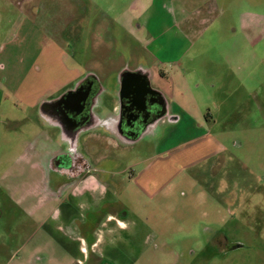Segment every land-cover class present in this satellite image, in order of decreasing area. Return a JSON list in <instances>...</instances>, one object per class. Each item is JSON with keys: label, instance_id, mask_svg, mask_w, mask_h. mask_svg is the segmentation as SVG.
Listing matches in <instances>:
<instances>
[{"label": "rangeland", "instance_id": "374dc122", "mask_svg": "<svg viewBox=\"0 0 264 264\" xmlns=\"http://www.w3.org/2000/svg\"><path fill=\"white\" fill-rule=\"evenodd\" d=\"M21 2L3 8L0 0V161L11 162L22 152L30 137L27 127L41 123L45 101L88 75L95 76L100 88L91 107L95 140L86 141L93 159L114 162L120 170L126 161L141 158L138 152L148 151L158 131L152 134L151 127L138 141L116 139L120 77L124 71L148 70L151 85L157 87V59L162 61L160 72L169 74L175 67L169 62L168 43L174 32L184 33L188 40H179V45L191 52L181 67L193 70L191 83L208 79L220 86L217 123L211 127L225 147L221 171L217 168L223 179L220 197L203 170L198 173L202 184H172L168 196L167 190L149 197L123 189L112 196L109 210L128 225L136 219L140 223L138 228H116L115 239L128 245L111 248L109 254L119 259L122 251L119 264H264V0H142L152 17L134 20L136 11L130 9L136 0ZM153 36L160 38L149 42ZM186 121L188 117L181 120L178 135L167 145L187 139L188 130L195 133ZM6 168L0 167V231L8 234L14 228L11 237L17 247L29 225L19 211L12 214L1 178ZM16 170L10 169L12 174ZM30 175L26 191L33 181ZM201 190L214 201L198 203ZM200 210H208L207 217ZM102 219L97 215V221ZM91 236L94 241L100 234ZM48 241L53 243L48 253L54 256L59 248ZM99 250L89 249V255L97 256Z\"/></svg>", "mask_w": 264, "mask_h": 264}, {"label": "crops", "instance_id": "0c3cea01", "mask_svg": "<svg viewBox=\"0 0 264 264\" xmlns=\"http://www.w3.org/2000/svg\"><path fill=\"white\" fill-rule=\"evenodd\" d=\"M16 1L2 0V6L3 8L17 6ZM26 4L27 0H22L20 3V5ZM131 7V12L136 11L133 20L152 17L150 13L146 15L149 5L142 4V0L141 2L136 0ZM159 38L160 36L158 38L153 36L149 42ZM179 40H188V36L180 32H174L172 35L173 42L170 41V45L168 43V53L173 58L169 62L175 68H170L169 74L160 72L159 65L162 61L157 59L156 62L158 77L156 76V80L153 81H156L157 87L151 86L162 106L161 113L140 134L128 138L141 140L144 132L151 127L152 134L158 131L156 141L148 151L143 149L142 153L138 152L140 159L126 161L120 170L116 169L114 162L97 161L96 157L93 159L95 153L86 141L95 140V122L84 129L68 128L63 134L60 132L58 134L54 130L53 135L55 133L56 138L52 142L49 141L41 123L36 124L35 129L27 127L30 137L26 138L28 142L22 152L11 162L0 161V167H9L3 170L1 178L7 185L8 193L5 196L13 205L10 208L12 214L19 211L28 218L26 225H29L27 230L30 234L26 235L24 232L25 238L16 247L11 237L15 229L11 228L8 234L3 232V229L0 231L1 264H11L16 256L19 258L17 264H49L58 260L64 261L65 264H68L66 262L68 260L71 264H93L95 261L100 264L106 261L119 264L122 251L119 250V259L111 258L109 249L126 247L127 243L120 238L115 239L114 230L120 226L138 228L140 223L136 219L130 221L128 225L117 217V213L109 210L112 196L123 189H132L135 196L145 194L149 197L167 190L165 196H168L172 184L185 181L190 184H202L198 173L203 170L210 174L208 181L212 180L210 185L213 187L214 195L220 197L223 179L219 174V169L221 171L222 168L219 162L222 158L220 154L225 151V147L217 139L218 133L211 129L217 123L216 96L220 86L208 79L197 78L191 83L193 70H185L181 67L182 60L187 59L191 49L181 48ZM175 45H178V48L174 47ZM157 46L156 44L155 49L158 48ZM125 73L129 72L124 71L122 75ZM141 73L150 83L149 77L153 79L152 72L142 70ZM179 77L181 80H177ZM204 77L208 78V75ZM162 80L165 82L163 83ZM117 107V105L114 107L116 114ZM186 117L189 127H195V133L188 130L187 139L167 145L168 141L178 135V125ZM115 132L116 139H127L118 129ZM66 135L71 136L69 137L71 141ZM7 162L9 163L5 165ZM11 168H17L16 174L11 173ZM30 173L28 179L33 181L29 191H26L27 175ZM124 173H127V177ZM156 182L161 183L156 186ZM152 185L156 188L150 191L149 188L154 187H151ZM196 200L200 204L204 203V200L212 203L214 198L202 191L197 193ZM182 213L185 216L189 215V211L183 210ZM199 214L205 218L208 210H200ZM2 215L3 211L0 207V217ZM97 215L103 219L97 221ZM31 223L35 224L34 229ZM21 226L26 227L23 224ZM97 232L100 237L93 241L89 234L95 235ZM20 237L21 235L17 241H20ZM49 239L59 248L54 256H51L53 252L50 251L51 255L48 253L49 246L53 244H49ZM9 241L12 242V246L7 243ZM31 242H34L35 246L30 245ZM9 248L18 250L9 253ZM96 248L100 249L97 256H90L89 249ZM60 262L58 264H61Z\"/></svg>", "mask_w": 264, "mask_h": 264}, {"label": "flooded vegetation", "instance_id": "af4514ba", "mask_svg": "<svg viewBox=\"0 0 264 264\" xmlns=\"http://www.w3.org/2000/svg\"><path fill=\"white\" fill-rule=\"evenodd\" d=\"M99 90L95 76L88 75L51 97L49 102L45 101L41 107V124L50 142L56 138L54 130L63 134L68 128L84 129L93 125L91 107ZM117 95L116 129L127 139L140 134L162 111L151 84L138 70L120 77ZM66 136L71 141V136Z\"/></svg>", "mask_w": 264, "mask_h": 264}]
</instances>
